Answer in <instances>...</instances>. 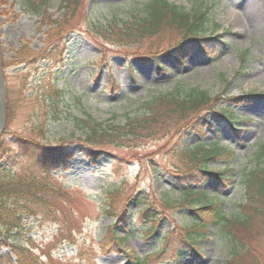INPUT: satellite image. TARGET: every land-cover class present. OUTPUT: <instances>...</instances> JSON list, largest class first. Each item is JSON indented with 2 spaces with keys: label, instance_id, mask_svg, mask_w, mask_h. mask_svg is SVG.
Segmentation results:
<instances>
[{
  "label": "rangeland",
  "instance_id": "obj_1",
  "mask_svg": "<svg viewBox=\"0 0 264 264\" xmlns=\"http://www.w3.org/2000/svg\"><path fill=\"white\" fill-rule=\"evenodd\" d=\"M62 1L48 0V14L53 17L59 16L62 13L59 8ZM169 1L188 9H192L200 1H206L211 6L209 10L211 21L206 34L219 35L220 46L213 55H203L195 51L183 66L176 64L168 53H162L160 62L167 70L161 73H158L159 70L153 63L145 65L136 61L133 66L136 80L134 81L126 65V58L118 54L127 52L130 55L140 46L118 48L111 41L94 33L89 37L98 42L100 47H96L86 37L89 18L94 23L98 20L104 23L113 17H124L130 7L128 0H84V15L75 21L78 30L68 35L70 40L68 63L57 66H52L48 62L15 63L17 51L25 43H30L32 50H43L51 27L45 24L47 20L43 18V13L26 11L19 0H0L1 53L8 96L11 99L8 129L10 132L19 131L37 136L44 127L45 139L50 143L56 145L59 141L65 140L66 144H72L73 147L81 133L76 125V119L79 117L84 118L92 114L101 121L111 119L117 114L118 119L123 120L126 112H130L128 107L132 103L136 107L139 105L136 100L170 88L176 79H181L183 83L201 84L214 95L224 93L225 97H235L237 102L232 105L235 115L248 119L235 123L230 128L207 127L203 138L206 143L205 149H209L211 143L217 140L219 146L232 153L228 161L225 158H210L207 161L208 169L214 171L229 169L234 176L228 174L231 182L226 185L213 178L191 185L193 189L201 188L207 191L208 201L218 197L224 202L225 215L230 222L224 227L209 226L207 239L199 248L201 253L197 254L182 246L180 252L176 249L166 252L152 264H225L229 256V248L224 237L230 232L228 226L237 227L235 231L240 232L243 239L255 250L258 249V255L264 259V220L253 219V225L258 227L259 231L251 229L244 232L232 224L235 216L245 213V207L249 203L245 188L239 181L240 173L246 166L249 168L255 166L257 162L255 151L264 142V0ZM114 6L117 8L113 9ZM252 13L256 15V19L251 21ZM170 35H173L172 38L166 36L161 40L151 39L143 47L154 50L158 48L156 52L165 50L176 38L173 33ZM158 41L160 48L157 46ZM246 50L249 54L243 62L241 53ZM87 59H96L97 63L103 64V68L96 69ZM111 75L120 85L119 93L105 91L112 83ZM56 88L61 90V96L55 94ZM78 95L81 96V104L74 101ZM57 96L58 106L55 107L53 101ZM127 98L135 102L130 104ZM52 112L58 117H52ZM210 120L214 125H219V120L215 116ZM166 131L167 129L162 131L163 133L155 139L145 140L130 150L127 148L118 153L125 158V162L116 166L117 174H113V167L107 165L110 161L106 162V166L101 165L99 168L102 170L107 167L108 171L103 176L94 174L96 165L83 161H78L65 175L56 174L49 177H33L24 167L14 169L15 176H26L32 182L33 188L52 186L62 191L61 201L77 214V220L83 228L80 234L74 232L77 242L71 244L64 240L63 244L53 251L54 255L61 259L67 257L76 264L79 249L85 244L95 249L94 253L97 255L93 257L95 264H137L135 262L137 258H142L158 248V239L163 235L174 238L176 234L179 239V235L187 230L186 226L191 227L189 209L178 205L181 201L179 199H182L180 194L182 188L177 185L181 178L178 179L174 173L187 169L186 165L191 163L187 161L189 153L184 152V143L180 142L181 147L178 145L179 142L172 136V130L167 131L168 135ZM201 139L202 136L199 134L188 132L183 141L187 142V146H193ZM113 152L117 153L114 149ZM157 166L161 168L160 173L154 171V167ZM114 187L121 189L112 196L113 193L108 191ZM145 191L163 210L164 218L159 220V231L155 239L146 241L141 232H138V228L134 227L136 233L127 239L121 249L112 246L106 253L99 252L98 241L106 235L108 226L115 225L120 235L127 233L122 224L115 223L114 218L104 214V204L110 203L108 200L116 199L114 208H121L128 195L139 196ZM169 197L173 205L164 207L163 201L169 200ZM140 207L133 202L131 209L137 211ZM57 227L46 222L41 225L35 223L28 234L37 243H41L45 238L51 242L54 232L58 230Z\"/></svg>",
  "mask_w": 264,
  "mask_h": 264
},
{
  "label": "trees",
  "instance_id": "obj_2",
  "mask_svg": "<svg viewBox=\"0 0 264 264\" xmlns=\"http://www.w3.org/2000/svg\"><path fill=\"white\" fill-rule=\"evenodd\" d=\"M19 1L28 12L43 13V18L47 20L45 24L51 28L47 33L48 39L43 50H32L30 43H25L17 51L15 63L48 62L52 66L66 63L70 53L68 35L78 30L75 21L84 15V0H63L59 7L62 13L57 17L48 14V0ZM128 2L130 7L124 17H113L104 23L100 20L94 23L89 18L86 37L96 47H100L98 42L89 37L94 33L111 41L118 48L140 46L130 55L127 52L118 54L126 58V65L134 81H136L134 59L145 65L155 64L159 70L158 73H161L167 70L160 62L162 53H168L176 64L183 66L187 58L195 51L203 55H213L220 46L218 35L206 34L211 21L210 6L206 1H200L192 9L169 0H139V2L128 0ZM172 33L176 38L165 50L156 52L158 48L154 50L143 47L151 39L161 40L166 36L172 38L173 35H170ZM157 46L161 47L159 41ZM241 54V60L244 62L249 53L244 51ZM87 60L96 69L103 68V64L97 63L96 59ZM73 64L76 66L75 63ZM111 77L112 83L105 88V91L119 93L120 85L112 75ZM164 89L153 96L136 100L139 104L136 107L132 103L135 100L127 98V101L132 104L130 103L128 107L130 112H126L123 120H119L117 114H114L111 119L101 121L92 114L84 118L79 117L76 119V125L81 133L77 137L78 142L75 147H72V144H66L65 140L53 145L45 139L44 127L40 129L37 136L19 131L10 132L8 126L6 127L0 138V264H74V260L66 257L61 259L54 255L53 251L63 244L64 240L75 244L77 239L74 237V232L80 234L83 229L77 220L76 212L61 201L62 191L52 186L33 188L29 178L15 176V168H26L33 177H49L70 172L78 161H83L96 165L95 174L103 176L108 171L107 167L102 170L99 168L101 165L106 166V162L110 161L107 165L115 167V169L112 168V173L117 174L116 166L125 162V158L118 153L127 148L130 150L145 140L155 139L166 129L172 130V136L176 138V142H179L178 145L180 146V142L184 143L183 150L189 153L187 161L191 163L186 165L187 169L174 173L178 179L181 178L177 184L182 188L180 193L182 199H179L181 201L178 205L189 209L191 227L186 226L187 230L179 235V239L176 234L174 238L163 235L158 239V248L143 259H139L138 263L152 264L166 252L174 249L180 252L182 246L191 248L199 254L201 243L207 239L209 226L223 225L224 227L229 224L230 220L225 215L224 202L217 198L208 201L207 191L201 188L193 189L191 185H197L200 181L211 178L220 184L226 185L231 182V178L227 176L228 174L234 176V174L229 169L209 170L206 162L213 157H223L228 161L232 153L219 146L217 140L211 143L209 149H205L206 143L203 138L207 127L230 128L235 123H241L248 118H239L235 115L232 108V105L237 102L235 97H225L224 93L214 95L201 84L193 85L176 79L170 88ZM55 92L61 96V90L56 88ZM58 99L57 96L53 101L55 107L58 106ZM74 101L81 104V96H76ZM10 104L9 97L8 107ZM51 114L52 117H58L55 112ZM212 116L219 120L218 126L210 120ZM188 132L199 134L202 139L198 141V144L187 146L183 138L186 139ZM168 134L169 132L166 133ZM113 149L117 153H114ZM254 155L257 161L255 166L244 167L239 180L245 188L249 203L245 207V213L235 216L232 220V224L244 232L251 229L259 231V228L253 225V219L264 220V142L258 146ZM154 171L160 173L161 168L154 167ZM119 189L121 188L114 187L108 192L115 196ZM126 198L123 207L114 208L116 199H113L108 200L110 203L104 204L103 210L104 214L114 218L115 223L128 226L129 232L121 236L116 231L115 225L108 226L106 235L98 241L99 252L106 253L112 246L120 248L132 234L136 233L134 227L138 228V232H141V236L146 241L155 239L159 231V220L164 218L163 210L155 204L154 199L146 191L141 192L139 196L131 194ZM170 199L171 197L163 201L164 207H172ZM133 202L141 206L137 208V211L131 209ZM45 222L58 226L53 240L34 242L28 234L31 226ZM228 228L230 232L224 235L229 248V256L225 264H264V259L258 255V249L255 250L243 239L240 232L235 231L237 227L228 226ZM94 250L92 246L81 245L76 264H95Z\"/></svg>",
  "mask_w": 264,
  "mask_h": 264
},
{
  "label": "water",
  "instance_id": "obj_3",
  "mask_svg": "<svg viewBox=\"0 0 264 264\" xmlns=\"http://www.w3.org/2000/svg\"><path fill=\"white\" fill-rule=\"evenodd\" d=\"M8 87L6 85L5 75H4V64H3V54L1 53V43H0V137L6 129L7 125V113H8Z\"/></svg>",
  "mask_w": 264,
  "mask_h": 264
},
{
  "label": "bare ground",
  "instance_id": "obj_4",
  "mask_svg": "<svg viewBox=\"0 0 264 264\" xmlns=\"http://www.w3.org/2000/svg\"><path fill=\"white\" fill-rule=\"evenodd\" d=\"M250 19H251V21H252V19L255 20L256 19V15L254 13H252V15L250 16Z\"/></svg>",
  "mask_w": 264,
  "mask_h": 264
}]
</instances>
